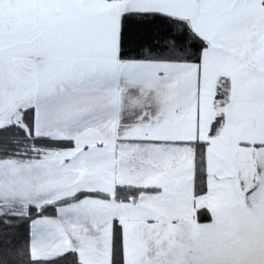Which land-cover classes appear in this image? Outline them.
<instances>
[{
    "label": "snow or ice",
    "instance_id": "1",
    "mask_svg": "<svg viewBox=\"0 0 264 264\" xmlns=\"http://www.w3.org/2000/svg\"><path fill=\"white\" fill-rule=\"evenodd\" d=\"M0 264H264V0H0Z\"/></svg>",
    "mask_w": 264,
    "mask_h": 264
}]
</instances>
